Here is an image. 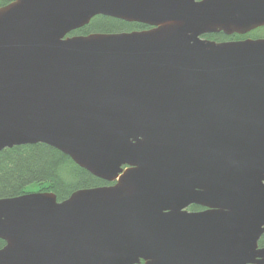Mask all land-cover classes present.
Masks as SVG:
<instances>
[{
    "label": "water",
    "instance_id": "obj_1",
    "mask_svg": "<svg viewBox=\"0 0 264 264\" xmlns=\"http://www.w3.org/2000/svg\"><path fill=\"white\" fill-rule=\"evenodd\" d=\"M97 16L153 28L72 35ZM262 27L264 0L1 7L0 151L109 185L0 199V264H264V38H205Z\"/></svg>",
    "mask_w": 264,
    "mask_h": 264
},
{
    "label": "trees",
    "instance_id": "obj_2",
    "mask_svg": "<svg viewBox=\"0 0 264 264\" xmlns=\"http://www.w3.org/2000/svg\"><path fill=\"white\" fill-rule=\"evenodd\" d=\"M9 0H0L4 5ZM141 23H129L120 19L97 16L86 27L72 35L92 33H122L146 29ZM264 38V27L248 35L223 34L207 35L205 38L215 41L241 40L245 38ZM109 183L95 177L79 167L74 161L59 150L46 145H21L0 151V199L14 198L31 192H53L58 201H64L80 189L95 188ZM264 246V235L260 240ZM5 242L0 239V249Z\"/></svg>",
    "mask_w": 264,
    "mask_h": 264
},
{
    "label": "flooded vegetation",
    "instance_id": "obj_3",
    "mask_svg": "<svg viewBox=\"0 0 264 264\" xmlns=\"http://www.w3.org/2000/svg\"><path fill=\"white\" fill-rule=\"evenodd\" d=\"M12 2V0H9V2H7V3H5L4 5H0V8L1 7H3V6H6V5H8V4H10ZM147 28L146 29H143V30H147V29H151V28H153L152 26H148V25H145ZM263 28V27H262ZM139 31H142V30H139ZM190 209V210H189ZM188 210L190 211V212H200V211H203V210H206V208H204V207H201V206H197V205H192V206H190L189 208H188ZM259 247L260 248H263L264 246H261V244H260V241H259ZM144 262H142V264H143Z\"/></svg>",
    "mask_w": 264,
    "mask_h": 264
},
{
    "label": "rangeland",
    "instance_id": "obj_4",
    "mask_svg": "<svg viewBox=\"0 0 264 264\" xmlns=\"http://www.w3.org/2000/svg\"><path fill=\"white\" fill-rule=\"evenodd\" d=\"M31 193H33V192H31ZM190 210V209H189Z\"/></svg>",
    "mask_w": 264,
    "mask_h": 264
}]
</instances>
